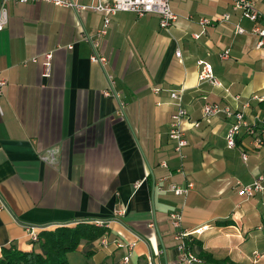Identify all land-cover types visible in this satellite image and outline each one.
<instances>
[{
    "label": "crops",
    "instance_id": "0c3cea01",
    "mask_svg": "<svg viewBox=\"0 0 264 264\" xmlns=\"http://www.w3.org/2000/svg\"><path fill=\"white\" fill-rule=\"evenodd\" d=\"M252 1L264 12V0ZM170 5L177 19L166 28L157 13L111 14L97 48L105 57L100 64L90 59L94 49L85 36L102 27V12L8 3L0 29L6 82L0 93V256L5 247H33L24 224L99 218L107 224L97 227L107 231L91 246L90 264H122L126 253L129 264H147L149 257L152 264H180L170 218L178 212L180 229L189 232L184 242L200 258L194 264H264V192L248 198L236 192L239 183L264 177V133L255 144L242 132L230 148L225 133L232 118L201 113L206 102L236 110L252 95H264V49L250 31L255 23L233 9V0ZM223 13L230 18L217 20ZM200 18L212 22L194 38ZM48 51L46 76L42 54ZM198 60L211 64L221 86L198 79ZM177 88L187 121L198 122L184 121L183 157L168 135L169 91ZM249 101L245 116H264L259 101ZM189 182L185 195L170 189Z\"/></svg>",
    "mask_w": 264,
    "mask_h": 264
},
{
    "label": "built area",
    "instance_id": "2783aa9c",
    "mask_svg": "<svg viewBox=\"0 0 264 264\" xmlns=\"http://www.w3.org/2000/svg\"><path fill=\"white\" fill-rule=\"evenodd\" d=\"M45 2L50 3L60 7H71L76 11L84 9V8H92L94 10H98L103 13V24L102 27L95 33V35L89 36L86 35L87 38L94 49L93 53L90 55V59L95 62H99L103 64L105 62V57L98 53L99 39L106 32V27L109 23V17L111 14H114L116 11L120 10H129L133 11L138 15H143L145 13H157L159 15V25L161 27H169L172 25L176 19L177 15L172 10L170 2L171 0H98V3L93 5H84L82 3L77 2L76 0H0V29H2L9 18V2ZM234 10H239L241 15L255 24L250 29L251 32L257 35L258 39L256 42V46L258 48L264 49V12L260 11L252 0H233L232 5ZM230 18L229 13H223V15L217 19L226 21ZM199 24L201 29L199 32L194 33L193 37L198 38L201 34H204L206 31V26L211 24L212 20L208 18H200ZM237 32H243L244 28L239 25H236ZM71 47V45H69ZM229 50L225 49L224 51L219 53L220 58L228 57ZM176 55L180 56V50H176ZM43 57V66L44 72L43 75H48L50 66H51V51L45 52L42 54ZM37 56L32 57V61H37ZM198 63L201 65L200 71L198 73V79L207 80L210 83L221 86V82L214 76L212 72L211 64L204 60H198ZM5 79L0 77V93L2 92V87L5 85ZM182 88L170 89L169 97L173 101L174 110L170 116V127L168 131V135L175 141L174 149L177 152L178 156L183 157L182 148L186 145L187 141L184 137V121L188 120V113L186 109L182 106ZM238 98V96H236ZM249 100H264V95H252ZM246 100L240 104V107L236 110H233L227 104H220L218 102L212 103H204L201 108L202 118L209 119L211 116H214L218 113L224 114L226 117L232 118L227 131L225 133V142L227 147H234L236 145V139L240 135V133L244 132L250 135H253V141L255 144L262 143L261 133H264V116L256 117L255 119L249 120L245 116V109L249 107L250 101ZM187 123L189 125H198L197 121H190ZM245 158V155H243ZM262 180L264 177L259 176L257 179L248 184L237 185V193L238 195L248 198L251 197L255 192H264V184H262ZM192 187V183H187L185 186L172 185L171 190L177 195H185L189 189ZM116 213H123V210H116ZM170 218L173 226L176 228L174 237L178 240V249L180 250L179 262L180 264H194L195 262L200 261V258L186 249L184 244V238L189 234V232L183 231L180 229V214L178 212L170 213ZM90 222L96 226H106V221L104 219L94 218L84 220ZM75 222L70 223H59V224H24V229L27 237L31 243H34L38 240L39 232L42 229L56 226V225H71ZM199 229H195L197 232ZM100 243L102 245L107 244V238L103 236L100 239ZM134 245V243H129V249ZM117 247H122V243L117 241ZM122 264H129V253H126L122 256ZM147 264H152V261L149 257Z\"/></svg>",
    "mask_w": 264,
    "mask_h": 264
},
{
    "label": "trees",
    "instance_id": "16d2710c",
    "mask_svg": "<svg viewBox=\"0 0 264 264\" xmlns=\"http://www.w3.org/2000/svg\"><path fill=\"white\" fill-rule=\"evenodd\" d=\"M264 108V100L259 101ZM107 229L97 227L87 221H78L71 225H56L42 229L30 250L2 248L0 264H69L67 253L83 244L86 255L91 254V246ZM186 249H191L187 240ZM117 264V263H115Z\"/></svg>",
    "mask_w": 264,
    "mask_h": 264
},
{
    "label": "rangeland",
    "instance_id": "374dc122",
    "mask_svg": "<svg viewBox=\"0 0 264 264\" xmlns=\"http://www.w3.org/2000/svg\"><path fill=\"white\" fill-rule=\"evenodd\" d=\"M69 264H90V257L86 255L82 249H76L67 253Z\"/></svg>",
    "mask_w": 264,
    "mask_h": 264
}]
</instances>
